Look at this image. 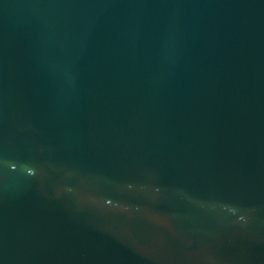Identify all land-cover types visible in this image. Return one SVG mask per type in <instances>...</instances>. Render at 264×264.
Masks as SVG:
<instances>
[{
	"label": "water",
	"instance_id": "95a60500",
	"mask_svg": "<svg viewBox=\"0 0 264 264\" xmlns=\"http://www.w3.org/2000/svg\"><path fill=\"white\" fill-rule=\"evenodd\" d=\"M0 264H264V0H0Z\"/></svg>",
	"mask_w": 264,
	"mask_h": 264
}]
</instances>
